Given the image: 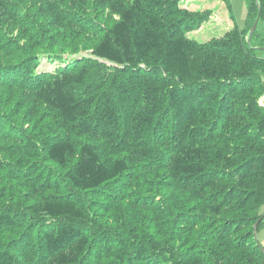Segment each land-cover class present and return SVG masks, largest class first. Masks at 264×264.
<instances>
[{"label": "trees", "instance_id": "16d2710c", "mask_svg": "<svg viewBox=\"0 0 264 264\" xmlns=\"http://www.w3.org/2000/svg\"><path fill=\"white\" fill-rule=\"evenodd\" d=\"M248 1L249 11L264 14V0ZM16 4L0 0L3 23L17 19V13L8 15ZM99 5L118 19L104 30L93 56L46 75L35 56L49 54L48 45L22 27L28 38L24 79L57 114L55 131L42 138L46 160L66 169L67 183L51 170L46 178L44 165H26L21 174L28 213L2 209L0 197V264H264L253 227L264 222L260 31L249 41L237 31L202 42L189 33L211 11L184 0ZM62 13L50 4L37 15L59 26ZM57 37L50 38L55 46ZM152 129L151 140L145 134ZM76 136L85 138L80 148ZM26 151L39 149L28 143ZM135 182L139 194L151 196L143 203L149 211L131 202L132 225L96 227L94 212L103 217L108 201Z\"/></svg>", "mask_w": 264, "mask_h": 264}, {"label": "rangeland", "instance_id": "374dc122", "mask_svg": "<svg viewBox=\"0 0 264 264\" xmlns=\"http://www.w3.org/2000/svg\"><path fill=\"white\" fill-rule=\"evenodd\" d=\"M247 1L184 0V3L192 9L211 11L210 18L198 30L189 33L190 37L203 42L212 38L222 39L230 32L240 31L245 40L249 41L250 33L252 31L254 34L258 33V29L260 31L259 38L264 41V14L260 13L259 15V10L255 11L253 7L249 11L247 4L249 1ZM252 3L255 4V0ZM50 4L63 12L61 19H59L61 22L59 26L57 24L50 25L53 22L50 16L39 17L37 15L40 8H45ZM12 8L15 7L11 6L8 15L11 16L17 13V19L3 23L0 18V43L2 44L0 47V197L2 199V209L16 208L28 213L29 203H25L23 193L29 191V189L22 183L24 174H21L27 164L33 162L44 165L46 178L49 179V170H51L57 173V176L65 182V185L67 182L63 179L66 169L61 168L53 161L46 160V148L43 146L42 138L51 135L55 131L54 124L57 114L48 108L46 104L40 102L32 93L31 83L33 81L24 79V77L28 78L29 76L22 71V64L25 62L22 48H26L28 38L22 27L27 28L29 31L35 30L46 41L50 53H39L35 56L40 61L38 67L40 75H46L58 66L71 63L74 58H91L93 48L100 41L104 30L108 28L109 24L116 21L118 16L112 14L109 7L99 5V0H17L14 12ZM27 16L30 19H27ZM257 19H259L258 22H256ZM255 23H257V26L252 30ZM53 35L59 36V38L57 37L59 40L58 46L50 42ZM256 52L260 56L263 55L261 50H256ZM59 54L65 58L64 60H67L65 62L61 61L59 57H56ZM34 55H31V57ZM262 75L264 78V72H262ZM5 76L8 82L3 79ZM15 76L19 80L14 78ZM104 87H109V83H104ZM100 90L98 89L97 92ZM261 101L263 102V98ZM123 119L126 127L128 118L123 115ZM155 133V129H152L145 134V137L149 136L152 140ZM75 141L80 148V144L85 142V138L76 136ZM154 141L156 140L154 139ZM28 143L34 144L39 151L34 152V154L26 151ZM114 154L119 156L124 155L125 152ZM136 183L135 186L125 185L123 187L125 193H122L121 197H117L114 201H108L109 211L102 212L103 217L96 215V211L94 212V218L97 217L96 220L94 219L96 227L99 229L106 227L112 231H117L116 226L118 223L124 224L128 221V224L132 225L131 202L138 206L139 211H149L147 205L143 203H145V200L151 202V196L149 193H145L144 197L139 194L143 191ZM5 189H7L8 198L3 196ZM18 196L23 202L24 209L18 208ZM89 196H87V199L91 198ZM96 198L102 200L100 195H97ZM137 198L138 200H136ZM38 199V197L32 199L31 203ZM91 209L95 210L93 207ZM261 212L264 213V205ZM151 230L154 231L153 228ZM256 238L264 247V222L259 226ZM245 253L248 254L247 251ZM252 257L255 260L258 259L253 252Z\"/></svg>", "mask_w": 264, "mask_h": 264}, {"label": "water", "instance_id": "95a60500", "mask_svg": "<svg viewBox=\"0 0 264 264\" xmlns=\"http://www.w3.org/2000/svg\"><path fill=\"white\" fill-rule=\"evenodd\" d=\"M258 20H259V19H257L256 22H258ZM256 26H257V23H255V25L253 26L252 30H253ZM251 33H253V31H252ZM263 49H264V48H263ZM262 103H263V105H264V97H263V102H262ZM258 224H259V221L256 222L255 225L253 226V227H255V235H256V232H257V226H258Z\"/></svg>", "mask_w": 264, "mask_h": 264}]
</instances>
